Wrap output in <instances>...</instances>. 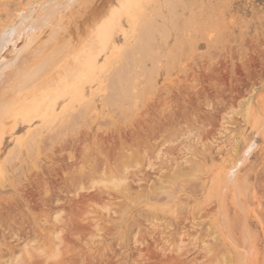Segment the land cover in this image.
Listing matches in <instances>:
<instances>
[{
  "label": "rangeland",
  "instance_id": "rangeland-1",
  "mask_svg": "<svg viewBox=\"0 0 264 264\" xmlns=\"http://www.w3.org/2000/svg\"><path fill=\"white\" fill-rule=\"evenodd\" d=\"M101 15L97 114L84 103L62 142L76 95L0 140V264H264V0H101Z\"/></svg>",
  "mask_w": 264,
  "mask_h": 264
},
{
  "label": "bare ground",
  "instance_id": "bare-ground-1",
  "mask_svg": "<svg viewBox=\"0 0 264 264\" xmlns=\"http://www.w3.org/2000/svg\"><path fill=\"white\" fill-rule=\"evenodd\" d=\"M14 5L16 6L13 7ZM142 9L144 11L145 8H141V11ZM139 13L137 14L141 17ZM101 16V0H0V140H3L5 132L18 131L23 125H31L35 120L54 121L64 113L63 110L76 102L74 101L76 95L83 101L80 105L78 97L77 103L80 106L78 109L73 106L75 103L72 105L71 108L74 107L77 112L64 119L61 116L58 119L63 120L62 123L60 121V126L56 122L62 142L70 139V132L67 133L66 130L85 122L87 114L84 109L88 108L89 103L94 106L95 111L92 113L97 114V104L93 96L97 89L101 88L103 74H101ZM128 17L131 19L130 15ZM124 30L121 28L125 35L128 32ZM93 43L95 44L92 45ZM109 48L113 52L115 45L112 44L111 47L109 45ZM111 60L117 63L115 59ZM109 64L111 62H108ZM105 74L108 75L107 72ZM105 74L102 80L105 79ZM120 74L121 71L119 74L114 73L115 76ZM50 93L54 94L51 96ZM83 105L84 109L81 108ZM56 123L51 124V127ZM8 124L9 127L6 128ZM36 126L33 127L38 130L31 131L35 135L34 145L37 143L35 138L40 141L44 139L46 144L54 139L52 135L55 132L49 136L47 134L46 137L41 135L44 136L41 138L39 135L42 134L39 131L41 128H38L40 125ZM57 136L59 137V134H55V137ZM81 139H84V136ZM61 140L58 139V142ZM254 142L247 146L244 152L247 154H243L239 160L240 164L246 161L255 148ZM45 143L42 144L48 146ZM236 169L237 166L228 169V172L222 170L226 187L234 180Z\"/></svg>",
  "mask_w": 264,
  "mask_h": 264
}]
</instances>
